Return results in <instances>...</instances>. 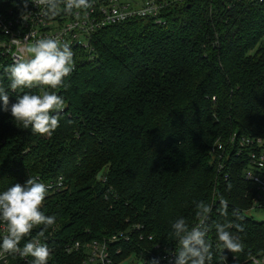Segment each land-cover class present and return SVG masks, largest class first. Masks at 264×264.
I'll return each mask as SVG.
<instances>
[{
  "label": "trees",
  "instance_id": "trees-1",
  "mask_svg": "<svg viewBox=\"0 0 264 264\" xmlns=\"http://www.w3.org/2000/svg\"><path fill=\"white\" fill-rule=\"evenodd\" d=\"M170 1L162 25L132 18L95 34L90 52L75 49L71 73L49 89L64 98L50 134L15 121L0 101V193L30 177L65 185L41 206L55 223L34 226L19 245L39 238L51 250L48 264H82L95 240L113 264H148L174 251L172 223L195 224L200 201L212 206L211 264H250L264 252V220L245 215L253 189L242 174L246 155L230 151L221 172L211 157L233 135L264 138V0ZM11 64L0 49L9 109L39 91L12 89ZM216 224L243 225L228 228L242 251L223 248ZM75 242L81 248H70ZM32 261L14 253L7 264Z\"/></svg>",
  "mask_w": 264,
  "mask_h": 264
},
{
  "label": "clouds",
  "instance_id": "clouds-1",
  "mask_svg": "<svg viewBox=\"0 0 264 264\" xmlns=\"http://www.w3.org/2000/svg\"><path fill=\"white\" fill-rule=\"evenodd\" d=\"M29 2L44 7L47 14L52 16L58 14L61 5L66 13H70L74 8L92 7L90 0H24L25 8ZM19 52L20 55L5 69L10 87L12 89L38 87L39 91L35 94L26 91L17 96L16 102L12 103L9 109V95L0 85L3 110H10L15 121L31 126L33 132L41 135L50 134L59 126L64 98L49 89L61 86L63 79L71 73L73 52L67 44L50 37L39 38L31 44L26 43ZM47 192L48 188L44 183L30 177L23 185L16 183L0 193V219L8 226V234L0 243V251L31 256L32 264H48L51 250L40 239L29 240L22 249L19 247L21 240L29 235L34 226L48 227L55 223V216H47L41 211ZM221 212L227 214L225 201H221ZM211 214L212 206L200 201L196 204L195 224L190 225L183 217L172 223L170 238L176 245L171 252L174 264H211L212 245L207 240ZM237 219L242 220L243 217L238 216ZM230 227H235L241 232L244 230L242 224H216L217 238L224 249L237 253L242 251L243 244L228 230ZM40 235L43 236V232ZM148 264H160V258L154 257Z\"/></svg>",
  "mask_w": 264,
  "mask_h": 264
},
{
  "label": "built area",
  "instance_id": "built-area-1",
  "mask_svg": "<svg viewBox=\"0 0 264 264\" xmlns=\"http://www.w3.org/2000/svg\"><path fill=\"white\" fill-rule=\"evenodd\" d=\"M184 0H180L183 2ZM92 7L88 9H73L70 13L60 6L58 14L49 15L44 7H38L29 2L24 7V0H0V49L2 55L12 63L20 55L19 49L25 44L34 43L39 38H54L62 44H67L72 52L83 49L90 52L91 40L99 31L121 24L132 18L151 19L162 25L165 22L170 0H90ZM7 4V5H4ZM46 87V86H45ZM51 90V89H50ZM234 152L236 157L246 155V165L242 174L251 181L253 189L251 208L264 211V138L240 137L229 138L227 143H217L212 149L211 157L216 161V168L221 172L224 168V159ZM47 194L60 191L65 187L61 178L42 181ZM249 211V210H248ZM7 223L0 222V242L7 235ZM123 238V236L121 235ZM39 239V238H33ZM150 239V238H149ZM112 240H117L113 237ZM72 249L81 248L75 242ZM158 248V246H156ZM85 255L82 264H113L109 247L103 241H92L84 245ZM15 255L22 257L19 253ZM12 254L0 251V264H7ZM160 264H174V257L167 250L160 251ZM250 264H264V252L252 256ZM138 264H144L140 262ZM146 264V263H145Z\"/></svg>",
  "mask_w": 264,
  "mask_h": 264
},
{
  "label": "rangeland",
  "instance_id": "rangeland-1",
  "mask_svg": "<svg viewBox=\"0 0 264 264\" xmlns=\"http://www.w3.org/2000/svg\"><path fill=\"white\" fill-rule=\"evenodd\" d=\"M245 215L254 221L260 222L264 220V211L258 210V209H252L247 212H245ZM136 260H134L133 257L127 258L122 264H138Z\"/></svg>",
  "mask_w": 264,
  "mask_h": 264
}]
</instances>
